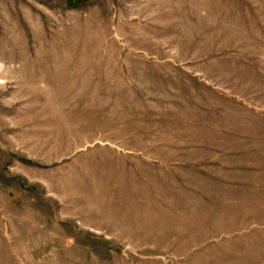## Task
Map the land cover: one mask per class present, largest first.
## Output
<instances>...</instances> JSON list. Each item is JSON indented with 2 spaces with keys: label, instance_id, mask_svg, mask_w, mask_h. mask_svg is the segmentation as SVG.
Instances as JSON below:
<instances>
[{
  "label": "rangeland",
  "instance_id": "obj_1",
  "mask_svg": "<svg viewBox=\"0 0 264 264\" xmlns=\"http://www.w3.org/2000/svg\"><path fill=\"white\" fill-rule=\"evenodd\" d=\"M0 264H264V0H0Z\"/></svg>",
  "mask_w": 264,
  "mask_h": 264
}]
</instances>
